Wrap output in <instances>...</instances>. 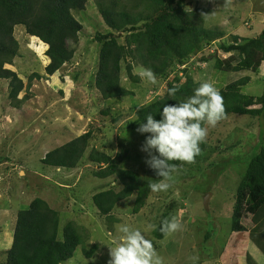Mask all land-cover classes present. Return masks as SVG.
Listing matches in <instances>:
<instances>
[{"label": "rangeland", "instance_id": "obj_1", "mask_svg": "<svg viewBox=\"0 0 264 264\" xmlns=\"http://www.w3.org/2000/svg\"><path fill=\"white\" fill-rule=\"evenodd\" d=\"M116 1L109 4L117 8L126 6L133 12L148 9L147 4L138 0ZM99 2L87 0L84 11H73L83 26L78 43L73 44L76 53L53 75L45 73L50 62L46 55L48 46L28 35L24 25L14 29L18 55L4 67L17 73L23 89L18 95L20 107H15L9 99V80L0 79V262L6 260L13 243L18 213L28 209L34 199L41 198L58 212L61 232L66 224L74 222L84 233L83 244L62 264H108L109 247L115 246L120 235L117 226L128 224L139 228L152 241L153 230L170 209V215L179 220L181 228L153 244L163 264H243L247 253L264 264V254L251 238L237 241L232 248L228 244L239 183L262 145L259 134L264 129V119L260 117L231 114L215 127L209 126L207 149L200 158L191 164L184 163L173 173L166 192L151 191L139 214L132 213L135 195L114 208L117 222L99 214L93 195L117 186L118 182L114 176L102 180L93 175L97 168L87 159L89 151L95 147L116 156L126 150L121 168L143 175L148 166L140 146L148 134L137 133L139 123L134 126L130 123L137 118L135 111L140 105H148L166 91L168 80L158 77L155 86L140 79L133 83L127 64L131 63L136 71L145 68L146 54L136 53V58L121 62L120 72L121 86L132 90L134 95L103 99L95 85L102 46L95 37L108 31L122 34L123 38L124 34L106 24ZM184 8L201 13L206 28H220L225 33L222 44H231L234 36L255 37L264 29V0H186ZM219 42L192 55L188 75L195 82L214 84L217 90L250 76L242 91L260 96L264 90V62L257 72H227L212 68L210 62L194 61L214 52ZM217 54L229 56L219 50ZM35 72L42 77L30 81L29 76ZM106 110L108 115L103 114ZM88 131L92 132L90 147L79 166L66 170L41 162L49 151ZM210 193L206 208L205 197ZM94 245L98 248L93 257L86 258L83 247L89 249ZM228 246L231 250L225 256Z\"/></svg>", "mask_w": 264, "mask_h": 264}, {"label": "trees", "instance_id": "obj_2", "mask_svg": "<svg viewBox=\"0 0 264 264\" xmlns=\"http://www.w3.org/2000/svg\"><path fill=\"white\" fill-rule=\"evenodd\" d=\"M115 1L100 0L98 3L100 14L110 29L124 34L123 38L122 34L108 31L95 37L102 44L95 85L103 99H122L134 95L132 90L121 86L120 72L121 62L136 58V53L146 54L143 65L151 68L157 78H168L166 91L148 105L138 108L135 111L137 118L131 121V126L140 123L148 114L159 119L158 111L163 102L176 103L166 95L168 89L174 86L179 88L177 100L191 96L200 83L187 73L191 57L202 53L206 47H212L217 40L220 42L214 52L198 56L194 61L210 62L212 68L227 72H257L264 62V29L255 37L234 36L231 44H222L225 33L220 28H206L201 13L185 10L186 0H138L147 4L148 9L135 12L126 6L117 8L113 6L115 4L110 5L112 2L118 3ZM86 3L87 0H0V79L9 80L11 105L20 107L18 95L23 89V81L17 73L4 67L6 63L12 64L18 55L15 27L24 25L28 35L39 38L48 46L46 55L50 62L45 67V73L53 75L75 56L73 44L78 43L83 26L74 17L73 11H84ZM218 50L229 56H219ZM126 70L133 83L139 82L140 78L132 74L134 67L131 63L127 64ZM171 72L174 73L172 76ZM41 77L40 73L35 72L29 79L32 81ZM250 80V76H245L218 90L223 98V118L236 114L264 119V90L260 96L242 91ZM108 113V110L103 111V114ZM259 137L262 145L248 164L235 195L228 244L232 248L237 241L251 238L264 254V129ZM91 138V131L75 137L49 151L41 162L54 168L73 169L82 163ZM200 148V154L195 159H199L207 149V143H202ZM125 157L126 150L113 156L95 147L87 156L96 165L97 169L93 172L96 178L103 180L114 176L118 182L117 186L102 189L92 198L99 214L110 222H117L113 215L114 208L133 195L132 213L139 214L151 193L148 182L158 180L155 171L149 167L143 175L121 168ZM172 163L177 165V170L184 164L181 161ZM170 211L163 214L153 230V244L164 239L160 227L165 219L172 218ZM59 221L58 212L50 208L47 202L41 198L34 199L28 209L18 213L13 243L7 251L6 260L0 264H62L73 257L84 242V233L74 222L66 224L61 232ZM230 247H227L225 256ZM97 248V245L89 249L83 247L85 257H93ZM243 264L260 263L247 253Z\"/></svg>", "mask_w": 264, "mask_h": 264}, {"label": "clouds", "instance_id": "obj_3", "mask_svg": "<svg viewBox=\"0 0 264 264\" xmlns=\"http://www.w3.org/2000/svg\"><path fill=\"white\" fill-rule=\"evenodd\" d=\"M132 74L147 85L158 84L151 68L134 69ZM178 91L175 86L168 89L166 95L171 98L169 100L177 102H163L158 111L159 119L148 114L136 129L137 133L149 134L140 151L146 154L144 163L155 171L158 178L148 182L152 192H166L171 187L172 174L177 171V165L172 162L194 163L200 154V145L206 140L209 126L215 127L224 117L223 98L214 84L200 82L185 100L176 99ZM180 228L181 223L173 216L162 222L160 232L167 236ZM117 231L120 235L115 246L109 247L108 264H163L152 241L139 228L121 224L117 226Z\"/></svg>", "mask_w": 264, "mask_h": 264}, {"label": "water", "instance_id": "obj_4", "mask_svg": "<svg viewBox=\"0 0 264 264\" xmlns=\"http://www.w3.org/2000/svg\"><path fill=\"white\" fill-rule=\"evenodd\" d=\"M211 193L208 194V196L205 197V201H204V204H205V207L208 208V203H209V197H210Z\"/></svg>", "mask_w": 264, "mask_h": 264}]
</instances>
